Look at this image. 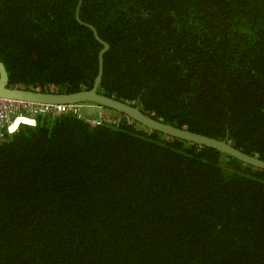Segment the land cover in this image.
<instances>
[{"label": "trees", "instance_id": "1", "mask_svg": "<svg viewBox=\"0 0 264 264\" xmlns=\"http://www.w3.org/2000/svg\"><path fill=\"white\" fill-rule=\"evenodd\" d=\"M79 2L0 0L9 87L91 89L106 43L100 92L264 161V0H83L99 38ZM82 104L0 133V264H264V170Z\"/></svg>", "mask_w": 264, "mask_h": 264}, {"label": "water", "instance_id": "2", "mask_svg": "<svg viewBox=\"0 0 264 264\" xmlns=\"http://www.w3.org/2000/svg\"><path fill=\"white\" fill-rule=\"evenodd\" d=\"M83 0H80L76 18L80 23L91 28L97 38L99 35L96 29L87 23H84L80 18V8ZM104 49L100 52L99 56V73L96 78V82L91 89L79 91L71 94L65 93H53V92H42L32 89L24 88H12L9 87V75L4 63L0 60V99H8L14 101L36 103V104H49V105H64V104H80V103H91L98 106H103L105 108L117 111L119 113L125 114L131 117L136 122L142 124L143 126L166 134L170 137L178 138L189 143L197 144L200 146H205L208 148L215 149L223 154H226L234 159L241 161L246 165L253 166L254 168H259L264 170V161L256 157L249 156L242 151L235 148L227 140H219L216 138L207 137L201 134L193 133L180 129L173 125L166 124L164 122L158 121L152 116L146 114L140 106L131 105L124 101L115 99L113 97L106 96L104 93L100 92V86L103 80L104 74V54L108 50V45L103 43Z\"/></svg>", "mask_w": 264, "mask_h": 264}, {"label": "built area", "instance_id": "3", "mask_svg": "<svg viewBox=\"0 0 264 264\" xmlns=\"http://www.w3.org/2000/svg\"><path fill=\"white\" fill-rule=\"evenodd\" d=\"M82 108L81 104L49 105L0 99V133L1 136L4 135L3 132L13 134L22 124L35 126L38 116L49 113L63 114L72 112L78 117H82ZM101 122L102 115L100 113L98 120H94L93 123L101 124Z\"/></svg>", "mask_w": 264, "mask_h": 264}, {"label": "clouds", "instance_id": "4", "mask_svg": "<svg viewBox=\"0 0 264 264\" xmlns=\"http://www.w3.org/2000/svg\"><path fill=\"white\" fill-rule=\"evenodd\" d=\"M80 104H81L83 107L85 106L84 108L89 109V106H88V105H83L82 103H80ZM64 105H70V104H64ZM72 105H74V104H72ZM84 108H82V109H84ZM87 111H89V110H87ZM85 113H86V112L83 111V112H82V114H83L82 117H79V118H84ZM97 117H98V116H97ZM102 117H103V116H102Z\"/></svg>", "mask_w": 264, "mask_h": 264}, {"label": "rangeland", "instance_id": "5", "mask_svg": "<svg viewBox=\"0 0 264 264\" xmlns=\"http://www.w3.org/2000/svg\"><path fill=\"white\" fill-rule=\"evenodd\" d=\"M84 107H85V106H84ZM84 107H83V108H84ZM87 110H90V109H86V108L82 109V111H85V112H87ZM94 111H95V113H96V112H102L98 107H95V110H94Z\"/></svg>", "mask_w": 264, "mask_h": 264}, {"label": "crops", "instance_id": "6", "mask_svg": "<svg viewBox=\"0 0 264 264\" xmlns=\"http://www.w3.org/2000/svg\"><path fill=\"white\" fill-rule=\"evenodd\" d=\"M94 110H95V108H94Z\"/></svg>", "mask_w": 264, "mask_h": 264}]
</instances>
